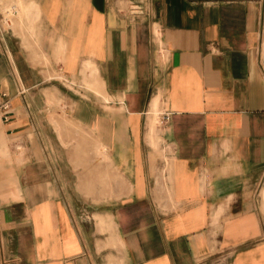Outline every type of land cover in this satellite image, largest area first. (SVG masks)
<instances>
[{
    "label": "crops",
    "instance_id": "0c3cea01",
    "mask_svg": "<svg viewBox=\"0 0 264 264\" xmlns=\"http://www.w3.org/2000/svg\"><path fill=\"white\" fill-rule=\"evenodd\" d=\"M9 7L0 264H264V0ZM52 108L87 114L91 161Z\"/></svg>",
    "mask_w": 264,
    "mask_h": 264
},
{
    "label": "rangeland",
    "instance_id": "374dc122",
    "mask_svg": "<svg viewBox=\"0 0 264 264\" xmlns=\"http://www.w3.org/2000/svg\"><path fill=\"white\" fill-rule=\"evenodd\" d=\"M13 13V9L10 7L7 11L2 13L0 12V27L2 26L4 28H8V25L11 24V19L14 16ZM48 114V122L50 126L49 133L51 136L52 148L55 150H67L68 154L74 153L72 158V161L74 160L73 163H86L91 161L93 156L91 157V155H83V153H88L90 149L96 145L101 146L100 141L102 140L95 138L93 134V131L95 130L86 119L87 114L65 108H52L49 110ZM41 119L43 123H48L46 117L44 115L41 116V113L38 112L37 120H40L39 124L42 122ZM55 135H57L58 141ZM62 159L65 160L66 158L64 157ZM69 160H71L70 157ZM99 161L104 163V161L107 160L106 157L100 155Z\"/></svg>",
    "mask_w": 264,
    "mask_h": 264
},
{
    "label": "built area",
    "instance_id": "2783aa9c",
    "mask_svg": "<svg viewBox=\"0 0 264 264\" xmlns=\"http://www.w3.org/2000/svg\"><path fill=\"white\" fill-rule=\"evenodd\" d=\"M142 8H140V7H131V13H134V14H140V13H142ZM4 17V16H3ZM3 19V18H2ZM168 117H169V113L168 112H165L164 114H163V116H162V118L160 119V122H164V121H166L167 119H168Z\"/></svg>",
    "mask_w": 264,
    "mask_h": 264
},
{
    "label": "bare ground",
    "instance_id": "6f19581e",
    "mask_svg": "<svg viewBox=\"0 0 264 264\" xmlns=\"http://www.w3.org/2000/svg\"><path fill=\"white\" fill-rule=\"evenodd\" d=\"M105 150V149H104Z\"/></svg>",
    "mask_w": 264,
    "mask_h": 264
}]
</instances>
